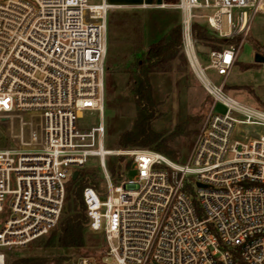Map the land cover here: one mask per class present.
Segmentation results:
<instances>
[{"label": "built area", "instance_id": "obj_1", "mask_svg": "<svg viewBox=\"0 0 264 264\" xmlns=\"http://www.w3.org/2000/svg\"><path fill=\"white\" fill-rule=\"evenodd\" d=\"M173 5L182 51L190 66L193 54L212 99L184 163L105 147L107 0H0V123L9 139L0 148V264L6 249L57 224L67 181L89 158L98 160L103 183L84 186L82 200L105 251L100 260L83 255L68 264H264V110L223 91L264 0ZM195 22L230 40L208 49L203 66ZM205 69L222 75L220 83ZM111 154L130 157L116 181L106 168Z\"/></svg>", "mask_w": 264, "mask_h": 264}, {"label": "rangeland", "instance_id": "obj_2", "mask_svg": "<svg viewBox=\"0 0 264 264\" xmlns=\"http://www.w3.org/2000/svg\"><path fill=\"white\" fill-rule=\"evenodd\" d=\"M107 1L111 8L107 14V52L103 66L105 147L108 150H148L173 162L184 163L212 99L189 65L181 46L174 58L156 65L149 73L154 102V118L150 122V129L156 138L146 147L123 148L117 143L119 135L132 128L136 117V97L132 92L135 75L134 71L129 74L126 70L130 69L131 62L142 58L150 43L170 29L180 26V12L174 7L175 2L166 0H154L145 7L139 4V0ZM162 2L167 5L159 7L157 4ZM208 34L218 38L211 32ZM194 35L196 56L203 66L209 47L196 37L195 31ZM213 44L218 45L215 41ZM259 47L264 48L262 14H256L252 18L247 41L241 45L237 61L225 78L223 91L241 103L264 110V71L259 63L254 62V54ZM243 65L249 67L245 69ZM204 71L213 84L217 85L222 80V75H217L214 70ZM224 110L220 103L216 104L215 112L223 113ZM5 131V123H0V148L9 144ZM105 162L111 179L116 181L118 171L129 167L130 157L111 154L106 157ZM108 166H112L113 171ZM80 172L83 173L84 186L92 185L101 189L102 169L96 158H89ZM134 174L135 171L131 170L128 176L132 177ZM66 198L67 192L57 224L46 234L23 246L6 249V264H11L16 258L28 256L44 258L47 264H68L73 258L83 255L98 260L102 258L105 251L104 237L100 232L89 230L87 224L83 228L82 246L61 248L57 245L52 232L63 216Z\"/></svg>", "mask_w": 264, "mask_h": 264}, {"label": "trees", "instance_id": "obj_3", "mask_svg": "<svg viewBox=\"0 0 264 264\" xmlns=\"http://www.w3.org/2000/svg\"><path fill=\"white\" fill-rule=\"evenodd\" d=\"M175 2L176 0H166ZM196 37L209 47V49H220L230 40L213 38L208 34L206 28L198 23H193ZM218 45L213 44V42ZM223 44V45H221ZM181 45L180 26L172 28L158 40L150 43L142 58L131 62L129 74L134 71V87L132 89L135 99L136 117L130 130L122 132L118 137V145L123 148L146 147L156 138L150 129V122L154 118V102L151 94L149 73L152 69L176 56ZM183 58V55L179 54ZM246 69L249 65H243ZM132 76V75H131ZM113 171L112 166H108ZM83 173L80 172L76 178H70L66 184L67 198L63 208V216L52 235L56 237V243L61 248L79 247L83 245V228L87 224L85 205L82 200ZM11 264H47V260L41 257L28 256L14 259ZM56 264V263H55Z\"/></svg>", "mask_w": 264, "mask_h": 264}, {"label": "bare ground", "instance_id": "obj_4", "mask_svg": "<svg viewBox=\"0 0 264 264\" xmlns=\"http://www.w3.org/2000/svg\"><path fill=\"white\" fill-rule=\"evenodd\" d=\"M189 59H190V64L192 66V69H193L194 73L196 74V76L198 78L202 79L203 81H205V76H204L201 68L195 62L194 56H193V54L191 52H189Z\"/></svg>", "mask_w": 264, "mask_h": 264}, {"label": "water", "instance_id": "obj_5", "mask_svg": "<svg viewBox=\"0 0 264 264\" xmlns=\"http://www.w3.org/2000/svg\"><path fill=\"white\" fill-rule=\"evenodd\" d=\"M262 61H264V56H262V55L259 54V53H255V54H254V62H255V63H259V62H262ZM77 175H78V170H74V171L72 172L71 178L74 179V178L77 177Z\"/></svg>", "mask_w": 264, "mask_h": 264}, {"label": "crops", "instance_id": "obj_6", "mask_svg": "<svg viewBox=\"0 0 264 264\" xmlns=\"http://www.w3.org/2000/svg\"><path fill=\"white\" fill-rule=\"evenodd\" d=\"M113 2H120V0H112ZM161 1V0H160ZM154 0H139V4L145 3V4H152ZM156 41V40H155ZM154 42V41H153Z\"/></svg>", "mask_w": 264, "mask_h": 264}]
</instances>
